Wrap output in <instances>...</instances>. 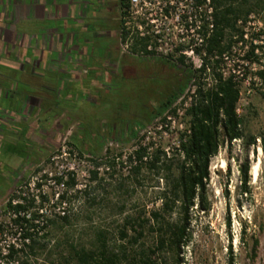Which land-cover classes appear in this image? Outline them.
<instances>
[{"label": "rangeland", "instance_id": "1", "mask_svg": "<svg viewBox=\"0 0 264 264\" xmlns=\"http://www.w3.org/2000/svg\"><path fill=\"white\" fill-rule=\"evenodd\" d=\"M261 1L245 25V42L234 44L236 54L231 58L245 59L243 57H246L250 44L257 45V52L248 58L251 59L250 63H255L256 71L245 67V78L238 82L241 98L237 107L244 118L245 132L252 135L264 133V77L257 74L264 71V0ZM86 2L92 6L86 9L82 5L78 10L71 5L74 4L71 0H0V48L11 45L15 53H21L30 40L36 44L35 53L40 56L43 51L39 49V43L42 48L50 45L54 50L59 49L61 35L58 30L64 23L80 29L86 27L87 30L82 33L84 36L81 33L77 36L80 41L83 40L86 48L90 47V42L84 38L92 33L94 25L87 15L99 6L94 0ZM100 14L101 17H95L94 23L107 28L101 32L116 35L112 28L118 23L120 28L121 11L104 7ZM52 33L57 39L47 44L45 39ZM105 41L109 48L121 53L118 38L106 37ZM82 50L86 51L84 48ZM99 51L95 49V52ZM118 62L120 64L114 62V72L118 76H104L103 86L98 90L89 88L92 84L89 81L91 72H88L81 86L58 93L60 105L66 109L63 117L57 119L45 134L46 139L31 135V144L35 146L37 143V148L30 149L28 144H18L24 152L36 153L34 156L22 159L0 150V222L7 223L2 207L12 193L22 190L27 194V184L35 178L40 179L49 171L54 173L59 167H73L78 186L65 190L67 203L63 206L51 202L45 204L48 214L58 215L59 208L60 211L64 209L70 217L69 224L60 222L56 226H49L51 238L74 239L89 248L104 245L107 253L123 254L118 264H129L142 243L153 245L151 223L142 221H146L151 212L161 205L162 192L168 186L170 177L176 173L180 159L176 151L178 136L186 126L184 118L178 116L174 123L173 118L168 120L167 117L164 123L160 118L145 120L169 87L179 84V69L157 59L130 57L121 58ZM192 83L189 82L185 89H191ZM140 119L146 121L145 126L133 137L128 132L129 126ZM64 120L66 129L63 132L58 122ZM165 123L166 128H158ZM124 124L125 136L121 137L122 140H108L121 136V125ZM74 135L85 141V149L70 145L69 142H74ZM139 144L149 145V153L156 148L165 151L161 168L155 170L144 165L140 173H136L128 164L123 167L118 164L115 168L102 166L97 169V179L91 180V171L96 169L93 161H124ZM258 146L260 144L257 143ZM119 153L122 157H119ZM246 158L250 163L249 193L243 194L240 191L239 166ZM259 159L258 175L253 177V165ZM222 161H225L223 167ZM37 167L42 170L37 172ZM209 172L207 196L210 209L202 212L194 207L190 211L191 241L184 248L185 261L189 264H229L231 260L234 264H264V152L259 155L258 148L254 153L252 147L246 149L241 140L234 141L230 147H221L217 155L211 158ZM41 179L45 183V178ZM46 191L51 200L58 190L48 185ZM178 213L176 210L165 217L174 221ZM135 221L145 227L138 243L132 240ZM259 224L263 229L258 227ZM243 227L246 228L245 232H242ZM6 232L7 235L12 233ZM121 232H126V236L122 237ZM254 238L259 240V244L252 259L250 249ZM53 259L54 256L48 259L41 257L34 263L53 264Z\"/></svg>", "mask_w": 264, "mask_h": 264}, {"label": "trees", "instance_id": "2", "mask_svg": "<svg viewBox=\"0 0 264 264\" xmlns=\"http://www.w3.org/2000/svg\"><path fill=\"white\" fill-rule=\"evenodd\" d=\"M196 1L199 4L206 2ZM125 2L126 0H122L118 10L122 11ZM209 2L213 7V30L203 47L201 68L198 71H193L189 67L179 69L180 75L177 79L179 84L169 87L166 95L153 106L151 114L145 119L152 121L160 118L164 123L165 113L167 111L173 115L176 113L172 108L173 103L184 92L187 84L195 80V91L183 115L186 129L178 136L176 151L180 159L176 173L170 177L168 186L162 192L161 205L151 212L146 221H142L151 223L153 245L146 246L142 243L139 252L129 264H189L185 261L184 248L191 241L190 211L194 207L202 212L210 209L207 184L210 178L211 158L217 155L221 147H230L238 139L243 142L246 149L252 147L255 153L259 138L260 147L264 152V133L259 135L246 133L244 118L236 111L241 98L239 83L232 76L223 77L218 71L220 62L218 56L229 51L234 44L245 42V25L262 1L257 0L253 3L250 0H209ZM95 17L89 16L94 30L91 36L88 35L89 39L88 36L84 38L90 42L91 46L88 48L77 36L78 33H85L86 27L80 29L69 23H64L58 30L61 35L58 40L59 49L54 50L50 45H44L42 48L39 43V49L43 51L41 56L35 53L36 44L30 40L21 53H15L11 45L0 48V150L22 159L31 158L36 153L28 154L18 147V144H28L31 149L36 147L37 143L34 142L36 144L33 146L30 137L36 134L46 139L45 134L57 119L63 117V111L66 109L64 105H60L58 98L60 91H70L81 86L83 77L88 72H91L89 81L92 84L88 87L95 90L103 86L104 76L108 78L118 76L114 72V65L120 64L118 61L121 58L130 57L109 48L105 38L115 37L117 40L119 23L112 28L116 35L107 31L103 33L101 31L107 28L94 23ZM54 36L55 33H52L45 39L47 44L56 38ZM256 46L250 44V49L245 55L247 58L254 55ZM83 48L86 51H83ZM96 48L100 51L95 52ZM257 74L264 77L263 70ZM145 120L140 119L129 126L128 132L131 136H137L145 126ZM65 122V120L58 122L63 132L66 129ZM121 128V136L108 140H122L121 137L125 136V124L121 125ZM72 139L74 142H69L71 146L85 149L83 139L77 135ZM149 148V145H137L124 161L116 162L115 159L93 161L96 169L91 171V180L97 179V168L102 166L115 168L118 164L122 167L128 164L136 173H140L144 165L158 170L163 162L162 156L165 157L166 153L158 148L149 153ZM119 157H122L121 153ZM35 170L40 172L42 168L37 167ZM249 170L250 163L246 158L239 166L240 191L243 194L249 193ZM41 176L47 177L46 174ZM55 178L58 183L63 180L62 176ZM65 185L68 189L76 187L77 179L72 172L68 174ZM23 192L21 190L12 193L2 207L7 223L0 222V235L2 236L6 230L15 231L13 234L19 235L16 244H9L6 254L0 249V264H35L34 262L41 257L48 259L52 256L55 258L53 264L120 263L123 254L107 253L104 245L89 248L74 239H52L49 226H56L60 222L69 224V214L47 217L40 225L43 214L39 210L44 207L47 197L42 196L39 202H36L34 197L29 196V192L27 196L23 195ZM57 202L60 205L67 203L65 193L59 195ZM176 210L179 212L178 218L174 221L167 220L165 216L173 214ZM258 227L263 229L261 224ZM133 228L135 235L132 240L138 243L145 227L135 221ZM245 229L243 227L242 232H245ZM121 236L125 237L126 232H121ZM258 244L259 240L254 238L250 249L252 259L256 256ZM166 253L168 256H165ZM229 264H234L233 260Z\"/></svg>", "mask_w": 264, "mask_h": 264}, {"label": "built area", "instance_id": "3", "mask_svg": "<svg viewBox=\"0 0 264 264\" xmlns=\"http://www.w3.org/2000/svg\"><path fill=\"white\" fill-rule=\"evenodd\" d=\"M212 14L213 7L210 5L209 0H206L204 4H199L196 0H126V5L121 11L118 32L120 52L141 60L157 59L178 69L189 67L193 71H198L202 66L203 47L213 30ZM246 36L247 33H245L244 38ZM254 52H257V47ZM235 54L236 48L232 46L229 51L222 53L220 57L218 56L220 60L218 71L223 77L232 76L235 81L241 82L245 78V67L254 71H256V67L255 63H252L253 61L250 63L251 59L243 57L244 55L242 57L245 59H239V57L236 60L231 59ZM203 55H205L204 52ZM207 70L209 71L208 68ZM191 81L193 82L191 89L189 87L185 89L172 105V108L176 111L174 116H172V113L166 115L168 120L173 118V123L177 116L180 119L183 117L185 109L190 104L196 88L195 80ZM236 111L239 113L238 107ZM167 113L169 112L167 111L165 114ZM162 124L158 127L159 129L166 128V123ZM179 125L182 127L183 124L180 123ZM257 143L260 144L259 138H257ZM71 172L75 177L77 176L73 167H59L54 173H51V171L46 173L45 183H42L41 178H35L27 184L29 196L34 197L36 202H39L41 197L45 196L48 199L45 204L51 202L60 205L57 200L59 195L67 190L65 180ZM58 176L63 177L60 183L55 178ZM38 184L40 185L38 186ZM48 185L58 190L53 193L51 200L46 191ZM27 194L23 192V195L27 196ZM58 210L60 215L66 213L64 209L60 211L58 208ZM39 212L43 214V218L39 222L40 225L43 224V219L46 220L47 217L52 216L48 214L45 205ZM13 233L15 231L7 235L5 231L2 236L0 235V249L3 254L7 253L9 244L17 243L16 239L19 234Z\"/></svg>", "mask_w": 264, "mask_h": 264}, {"label": "flooded vegetation", "instance_id": "4", "mask_svg": "<svg viewBox=\"0 0 264 264\" xmlns=\"http://www.w3.org/2000/svg\"><path fill=\"white\" fill-rule=\"evenodd\" d=\"M65 1H67V0H65ZM86 1L87 0H71V3H74V4H71V5H73L78 10H79V7L81 8L82 5H84V7L86 9H88L89 6H92V4L91 3H87ZM94 1L96 2V4H98L99 8L97 10H91L90 11L91 14L90 15L88 14L87 16L101 17L100 13H102V9L104 7L105 8L111 7L113 9V11H117L119 9V6H120L121 2H122V0H94ZM103 5H105V6H103ZM100 7H103V8L100 9ZM81 12H82V10H81Z\"/></svg>", "mask_w": 264, "mask_h": 264}, {"label": "bare ground", "instance_id": "5", "mask_svg": "<svg viewBox=\"0 0 264 264\" xmlns=\"http://www.w3.org/2000/svg\"><path fill=\"white\" fill-rule=\"evenodd\" d=\"M257 148H258V154L260 155L262 153V149H261L260 146H258ZM221 163H222L221 167L225 166V161H222ZM259 164H260V159L258 160V162H255L254 165H253V169H252L253 175H254L253 177H256L258 175Z\"/></svg>", "mask_w": 264, "mask_h": 264}]
</instances>
